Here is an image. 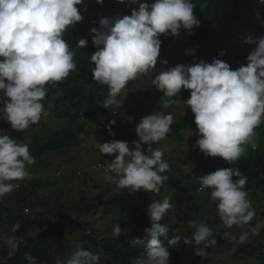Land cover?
Instances as JSON below:
<instances>
[{"label":"clouds","instance_id":"1","mask_svg":"<svg viewBox=\"0 0 264 264\" xmlns=\"http://www.w3.org/2000/svg\"><path fill=\"white\" fill-rule=\"evenodd\" d=\"M125 3V0H118ZM264 3V0H260ZM84 0H0V120L10 124L13 131L24 132L47 115L43 100L48 86L64 81L71 72L77 71L75 51L64 39L70 26L82 21L77 6ZM102 4L103 0H96ZM133 8L130 15L102 18L92 43L97 49L90 57L92 80L107 86L108 93L100 105L103 109H120L128 93L123 90L130 81L146 74L153 75V85L165 98L180 96L181 89L190 92L183 102L194 114L197 127V147L205 157H219L232 164L246 155V146L256 147V129L264 124V37H248L245 43L254 47L246 57V65L236 69L222 59L213 58L211 63L200 60L193 64H180L157 70L161 36L176 38L180 31L192 34L200 20L193 14L192 0H127ZM86 40H80L77 48H85ZM189 55H195L191 50ZM225 53L221 52L219 56ZM159 63L167 65V60ZM177 101L165 99L168 108ZM174 123V114L164 112L146 115L136 125L138 141L111 140L97 142L94 146L100 154L113 156L104 161L105 179L115 185V191L128 189L135 193H159L168 180L163 173L170 165L163 159L164 152L153 145L164 140ZM111 120L107 127L113 136ZM194 133L188 130V137ZM146 146V151L144 148ZM187 149V145H186ZM150 153V154H149ZM36 163L27 143L10 138L0 129V199L20 185L19 181L31 177L30 167ZM237 178V179H233ZM199 191H208L215 204L220 222L225 228L241 229L239 235L225 232L224 238L243 245L255 229L244 230L254 219L256 212L248 199L245 186L247 176L238 168L217 169L197 178ZM172 198L164 196L152 201L146 209L151 226L144 229L143 239L136 238L134 245L144 248L135 264H170L168 247L177 246L180 236L168 238L169 227L160 223L174 207ZM193 255L207 256V249L217 240L206 223L190 220ZM20 225L13 224L11 233ZM122 229L115 225L112 237L119 239ZM167 239L165 246L161 238ZM0 241L9 248L8 258L17 252L20 240L15 235L0 234ZM27 264H39L38 258L24 255ZM99 252L86 249L83 242L62 259L56 256L54 264H100Z\"/></svg>","mask_w":264,"mask_h":264},{"label":"trees","instance_id":"2","mask_svg":"<svg viewBox=\"0 0 264 264\" xmlns=\"http://www.w3.org/2000/svg\"><path fill=\"white\" fill-rule=\"evenodd\" d=\"M145 2V0H141ZM148 3L154 0H147ZM195 4L194 15L200 20V26L194 27L192 34L180 31L176 38L171 36H161L162 41L160 54L158 56L157 69L174 67L180 64L198 63L200 60L211 63L213 58L222 59L227 62L232 69L241 65H246V57L254 47L245 43L248 37L253 39L264 37V3L260 0H192ZM83 19L81 22L70 26L64 33V39L70 48L75 51L74 61L77 65V71L71 72L69 76L59 84L48 86L47 95L43 100L45 109H52L57 119H69L73 126L84 115L104 117L112 112L111 108L103 109L100 105L107 96V86L99 85L92 80L91 68L94 67L90 62V57L97 51L92 40L94 33L93 27L99 30V21L102 18H114L130 15L133 8L138 9V5L119 3L118 0H103L102 4H97L96 0H84L82 5L77 6ZM80 40H86L85 48H77ZM195 50V55H189L191 50ZM225 53L223 56L219 54ZM167 60V65L159 64L161 60ZM155 88V87H154ZM126 91V88L123 90ZM154 94L150 91L136 104L137 111H143L147 100ZM131 95H127L125 102L128 104ZM186 126L184 121L175 127L176 133L172 134L174 140H179L178 133ZM0 129L13 131L8 123H0ZM26 132V131H24ZM21 132V133H24ZM73 135V133H72ZM32 145L29 150L34 158H40L46 151L59 149L68 146L74 141V135L71 136V128L62 130L59 134L50 138V141L43 144L39 137L31 136ZM201 157L191 155L186 163L195 161V168L192 170L195 183L199 176L207 175L221 168H238L241 175L247 176L248 183L245 189H254L262 192L264 195V126L260 129V146L257 150L247 152L244 157L228 164L219 160L217 157ZM204 165V166H203ZM207 166V167H205ZM205 168V169H204ZM209 170H207V169ZM234 180L237 178H233ZM174 187L177 184L174 183ZM129 192L121 189L110 205L106 206V213L113 214L116 210L121 220L123 234L119 239L102 240V248L111 264H135V260L144 253L143 246L134 245L132 241L136 238L143 239L144 229L151 226L150 218L146 214V198L142 200V205H136L131 199ZM76 207L77 218L70 216L71 209L61 211L55 217L56 223L49 224L50 217L46 220L39 216L18 215L12 219L11 225L19 224L20 227L15 235L21 242L15 255L9 259V248L0 250V264H27L24 258L25 253L38 258L39 264H54L57 255L62 259L66 254L73 251L71 241L66 236L74 229L83 231L88 226L83 218L90 212L85 199ZM264 216V213L260 216ZM169 227L168 238L176 236L175 224L171 223L170 217H164L161 222ZM40 226L49 228L39 232L35 237H28L30 227ZM75 231V232H76ZM264 237V228L262 230ZM90 237V235H88ZM92 238V237H91ZM59 240V242H57ZM163 244L167 246V239L161 238ZM90 241L93 242V239ZM185 240H180L177 246H169L170 264H175L178 260V250L183 256H189V251L182 246ZM184 248V249H183ZM200 263V258L197 261ZM204 264L208 261H202ZM100 264L103 262L100 260Z\"/></svg>","mask_w":264,"mask_h":264},{"label":"crops","instance_id":"3","mask_svg":"<svg viewBox=\"0 0 264 264\" xmlns=\"http://www.w3.org/2000/svg\"><path fill=\"white\" fill-rule=\"evenodd\" d=\"M155 74L156 72L152 76L151 74H146L140 79L130 81L124 92L131 95L133 101L129 100L128 104H126L125 98L120 109L109 107L112 112L107 116L94 117L84 115L73 126L69 119H57L53 110L49 108L45 109L47 115L43 116L37 124L25 130L26 132L24 133L4 130L5 134H8L10 138L18 142L27 143L29 147L32 145L31 136L39 137L38 139L45 144L50 141L51 137L68 128H71V136L74 135L75 139L68 146L46 151L42 157L34 158L36 163L29 169L32 174L31 177L17 182L20 186L3 199H0V234L10 235L12 219L18 215L36 218L39 216L44 220L50 217L49 224L54 225L56 223L55 217L59 212L71 209L70 216L72 215L73 219H75L78 216L75 211L76 207L81 203V199L84 198L92 209L83 218V221L88 226L85 231L81 228L79 231H76L78 228L74 229L73 232L68 233L66 238L71 241V245L74 247L73 250L77 244L83 242L86 249L90 248L93 252H99L100 260L103 264H111L110 261L104 260L105 257L103 255H105V252L101 241L104 239L115 240L116 238L104 237L102 233L99 234V229L91 226L89 221L96 217L95 213H98L99 209H101L102 218H105L104 215H107L106 218L112 217V214L106 213V206L110 205L119 192L114 190L115 185L113 183L105 179L104 168L102 167L104 161L110 162L114 157L100 154L94 145L97 142L105 143L111 140H119L129 142L131 150L132 142L138 141L135 129L141 118L146 115L164 112L165 114H174V123L171 125V130L166 138L153 145V147L160 148L164 152L163 159L170 165V169L163 173V175L168 176V180L161 187L158 194L147 192L143 194L142 190L131 193L128 189L124 190L130 193V199L136 205H142L144 198H146L144 200L149 206L152 201L161 200L164 196L173 197L172 202L175 206L164 217H170L171 223L177 226L175 235L180 236V240H192L193 231L188 226L190 220L187 219L183 209L194 205H185L183 203L186 199L185 196L180 199L182 197L180 194L182 187L187 188L186 191L190 194H192L190 190L193 187L195 192L199 191V187L195 188L197 184L190 169L192 165L190 162L186 163L187 158L191 155H196V158L201 157L200 150L194 147L198 139V136L195 135L198 130L194 124V114L190 108L183 104L185 100L190 98V92L181 89L180 96L165 98L163 93L159 92L152 83ZM150 91L154 95L147 100L146 108L141 112L137 111L136 105L138 104L136 103ZM165 99L175 100L177 103L164 108L163 101ZM113 119L116 120V125L111 129L114 135L110 136L106 126ZM180 121H184L186 126L178 133L180 139L174 140L171 135L176 133L175 127ZM263 126L264 124L255 130L254 140L256 147L253 149L251 145L246 146V153L259 148L260 129ZM188 130L194 133L190 137H188ZM146 150L145 146L144 151ZM217 158L224 161L219 157ZM183 181L186 182V186L181 185ZM174 183L177 184V187L173 186ZM188 185H191V187ZM245 190L248 192V199L252 202L256 215L249 225L245 226L244 230L255 229V234L250 232L248 240L243 245L225 239V232H232L238 236L241 229L235 226L232 229L225 228L218 219L215 204L210 201L209 197L193 196L198 199L200 204L205 203L215 209L214 212H216L217 221L220 225L217 226L218 231L213 229L216 223L212 224L210 222L212 225L210 226L209 223L207 226L213 230V237L217 240L216 245L218 248L216 249V246L210 247L207 249V256L198 257L193 255L195 250L194 242L189 245L183 244L182 246L189 251V256H183L178 250V260H176L175 264H204L202 261H208L205 264H248L254 260L252 255L258 256L257 259L260 264H264V237L262 236L264 216H260L264 213V195L262 192L251 188ZM136 197H139V199L136 200ZM112 211L118 217L116 210ZM116 216L113 219L110 217L111 223L118 222L119 226L121 220ZM47 229L49 230V228L40 226L30 227L28 229V237L33 238L39 232ZM91 239H93V242L90 241ZM1 243L2 241H0V245L3 244ZM4 246L7 247L6 245ZM258 248H262L263 252L257 251ZM199 258L200 263L197 262Z\"/></svg>","mask_w":264,"mask_h":264},{"label":"rangeland","instance_id":"4","mask_svg":"<svg viewBox=\"0 0 264 264\" xmlns=\"http://www.w3.org/2000/svg\"><path fill=\"white\" fill-rule=\"evenodd\" d=\"M0 123H7V122H5V121H3V120H0ZM194 163H196L195 161H191L190 162V164L192 165V167L190 168L191 170H193L196 166V164H194ZM182 186H186V182L185 181H183L182 182V184H181ZM189 187H191V185H188ZM199 187V185H196L195 186V188L197 189ZM194 188V187H193ZM193 188H191V190H190V192L192 193V194H190V193H188L186 190H187V188H185V187H182V192L180 193L181 195H182V197L180 198V199H182L184 196H185V200L183 201V203L185 204V205H188V204H191V205H194V206H191V207H189V208H186L185 209V207H184V209H183V211L185 212V215L187 216V219L188 220H196V221H198V222H203V223H206V224H209L210 222L212 223V224H214V223H216L214 226H213V229H214V231H218V228H217V226L219 225L218 224V221H217V217H216V212H214V208L212 207V206H209L208 204H205V203H202V204H200L199 203V201H198V199H195L193 196H198V197H209V195L207 194L208 193V191L209 190H205V192H199V191H197V192H195L194 190H193ZM142 193L143 194H145V192L142 190ZM260 193V192H259ZM173 198V197H172ZM101 209H99V212L98 213H95L96 214V217L95 218H93V219H91L90 221H89V223L91 224V226H94V227H96V228H98L99 229V231H98V233L99 234H103L104 235V237H111V238H113L112 237V230H113V227L115 226V225H117L118 226V222H116V223H111V218L113 219V218H115V214H112V217L111 216H109V217H107L106 218V216L107 215H104L105 216V218H102L103 216L101 215V211H100ZM213 210V211H212ZM110 215V214H109ZM111 217V218H110ZM218 219H219V217H218ZM210 223V226L212 225ZM220 226V225H219ZM120 228H121V226H119ZM122 229V228H121ZM122 233H123V231H122ZM35 236V235H34ZM3 243V242H2ZM1 243V244H2ZM216 247V249L218 248L217 247V245H215ZM214 248V249H215ZM187 250V249H186ZM257 251H261V252H263V249L262 248H258V250ZM105 258H104V260L105 261H110L108 258H106V255H103ZM252 257H253V259L254 260H252L250 263H248V264H252V263H254V264H260V262H259V260L257 259V257L258 256H256V255H252ZM260 257V256H259Z\"/></svg>","mask_w":264,"mask_h":264},{"label":"built area","instance_id":"5","mask_svg":"<svg viewBox=\"0 0 264 264\" xmlns=\"http://www.w3.org/2000/svg\"><path fill=\"white\" fill-rule=\"evenodd\" d=\"M139 197H136V200H138ZM3 248V245H0V250Z\"/></svg>","mask_w":264,"mask_h":264}]
</instances>
